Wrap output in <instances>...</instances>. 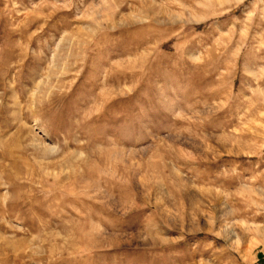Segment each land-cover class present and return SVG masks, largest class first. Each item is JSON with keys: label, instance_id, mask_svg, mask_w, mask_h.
I'll return each instance as SVG.
<instances>
[{"label": "rangeland", "instance_id": "rangeland-1", "mask_svg": "<svg viewBox=\"0 0 264 264\" xmlns=\"http://www.w3.org/2000/svg\"><path fill=\"white\" fill-rule=\"evenodd\" d=\"M0 264H264V0H0Z\"/></svg>", "mask_w": 264, "mask_h": 264}]
</instances>
